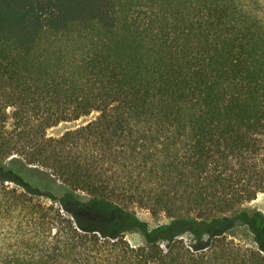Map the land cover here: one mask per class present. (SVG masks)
<instances>
[{
    "label": "trees",
    "instance_id": "1",
    "mask_svg": "<svg viewBox=\"0 0 264 264\" xmlns=\"http://www.w3.org/2000/svg\"><path fill=\"white\" fill-rule=\"evenodd\" d=\"M261 194L264 0H0V264H264Z\"/></svg>",
    "mask_w": 264,
    "mask_h": 264
},
{
    "label": "rangeland",
    "instance_id": "2",
    "mask_svg": "<svg viewBox=\"0 0 264 264\" xmlns=\"http://www.w3.org/2000/svg\"><path fill=\"white\" fill-rule=\"evenodd\" d=\"M92 116H87V117H82L76 121H61L58 124L49 127L47 129V133L49 136H59L61 135L63 132H65L66 130L73 128L75 125L80 124L88 119H90ZM5 162L7 161V159H5ZM8 183L10 186H14L17 189L20 190V187L18 185H16L14 182H6ZM245 209H258L261 212L264 213V195H259L256 199H254L253 201L246 203L244 205ZM136 214L138 216L139 219L146 221L148 224V228L151 229L159 224L162 223H167L169 222L170 219H168L167 217H152L150 215V213L145 210V209H140L137 208L136 209ZM124 236L125 239H127L131 244L133 245H139V244H143L145 242L144 236L140 231H126L124 232ZM193 234L189 231H186L183 233L182 236H180V238H182L185 242H192L193 238H192ZM226 236L228 237V239L233 238L235 241L240 242L244 245H248V246H254V243L251 241V236L248 233V231L245 229V227H234L232 228V230H230ZM209 238L208 234H204L203 238Z\"/></svg>",
    "mask_w": 264,
    "mask_h": 264
}]
</instances>
